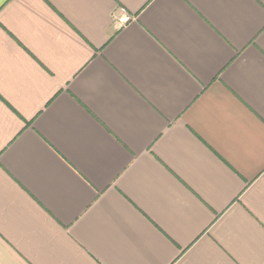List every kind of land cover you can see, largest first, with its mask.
Returning <instances> with one entry per match:
<instances>
[{
    "label": "crops",
    "instance_id": "0c3cea01",
    "mask_svg": "<svg viewBox=\"0 0 264 264\" xmlns=\"http://www.w3.org/2000/svg\"><path fill=\"white\" fill-rule=\"evenodd\" d=\"M0 264H264V0H0Z\"/></svg>",
    "mask_w": 264,
    "mask_h": 264
}]
</instances>
